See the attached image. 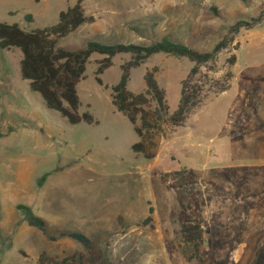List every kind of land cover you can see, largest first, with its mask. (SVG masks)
I'll list each match as a JSON object with an SVG mask.
<instances>
[{
    "label": "rangeland",
    "instance_id": "obj_1",
    "mask_svg": "<svg viewBox=\"0 0 264 264\" xmlns=\"http://www.w3.org/2000/svg\"><path fill=\"white\" fill-rule=\"evenodd\" d=\"M75 1L0 0V21L41 29L55 24ZM82 7L94 22L57 46L79 50L89 41L147 46L168 36L205 52L230 25L264 10V0H84ZM235 43L213 69H201V76H208L201 77L206 88L226 80L229 89L208 91L182 126L162 125L149 134L150 158L132 150L139 137L111 103L110 87L129 55L112 59L100 76L102 85L95 81L100 56L90 57L76 89L79 112H89L95 122L72 125L47 109L19 77L20 51L0 48V264H37L42 252L55 259L81 253L83 264H197L186 258L180 235L178 199L187 202L189 186L175 175L181 169L195 174L207 263L264 264V168L256 142L264 131L256 111L264 105V81L257 79L264 77V21L241 30ZM155 66L173 111L193 63L154 55L130 70L128 89L142 91L145 71ZM18 204L47 222L45 233L27 225ZM149 206L151 226L138 225ZM59 232L83 233L98 255ZM50 235L56 240L49 241Z\"/></svg>",
    "mask_w": 264,
    "mask_h": 264
},
{
    "label": "trees",
    "instance_id": "obj_2",
    "mask_svg": "<svg viewBox=\"0 0 264 264\" xmlns=\"http://www.w3.org/2000/svg\"><path fill=\"white\" fill-rule=\"evenodd\" d=\"M68 2V0H66ZM84 0H76L73 5H67L58 14V21L48 27L27 31L17 23L0 21V48L4 50H19V73L23 81L28 83L29 89L37 93L45 107L57 112L69 124L80 122L94 123L89 112H79L81 105L77 94V85L84 78L86 65L92 55L100 56L95 61V81L102 85L100 76L112 66V59L116 55H129V59L121 65V75L117 83L110 87L111 103L116 110L124 114L139 137V141L132 145V150L142 153L145 158L152 154L146 151L147 136L159 132L162 125L170 127L182 126L188 116L200 105L208 91L216 94L229 89L226 80L216 82L215 86L206 88L201 76V69L211 70L216 64L218 56L226 49L238 47L235 39L241 30H250L264 21V10L249 20H238L230 25L223 37L211 50L200 52L181 43L171 41L164 36L159 41L143 46L138 44H102L89 41L85 48L67 50L57 46L58 41L77 30L84 24L94 22L93 16H87L83 11ZM24 19L31 22L32 16L26 14ZM163 54L176 58H183L193 63L188 75L182 80L178 104L173 111H169L165 100V91L159 87L156 80L158 67L147 69L143 75L145 88L140 92L128 89L130 70L143 65L154 55ZM235 56L232 55L229 63L233 64ZM203 77V78H201ZM257 79L264 81V77ZM108 86H106L107 88ZM182 176L188 183V200L183 203L178 199L180 235L183 242V251L188 260H195L197 264H208L204 249V230L196 211V200L192 180L195 174L192 170L181 169L175 174ZM16 209L23 214L28 226L45 233L47 222L37 216L32 208L25 204L16 205ZM148 216L138 225L151 226L153 221V208L149 206ZM121 224L122 218L118 217ZM59 237H66L80 243L88 253L98 255L94 243L81 232H59ZM56 236L47 237L55 241ZM83 255L74 253L55 259L44 252L37 257V264H83Z\"/></svg>",
    "mask_w": 264,
    "mask_h": 264
},
{
    "label": "crops",
    "instance_id": "obj_3",
    "mask_svg": "<svg viewBox=\"0 0 264 264\" xmlns=\"http://www.w3.org/2000/svg\"><path fill=\"white\" fill-rule=\"evenodd\" d=\"M19 75H20V73H19ZM256 111L259 113L261 118L264 119V105H262L261 107H258V109ZM260 134H261V136L258 137V139L256 140V142L258 143V145L260 147L259 150H258V155L259 156H258L257 160H259L261 162V167L264 168V148L262 147V146H264V131L261 132Z\"/></svg>",
    "mask_w": 264,
    "mask_h": 264
}]
</instances>
